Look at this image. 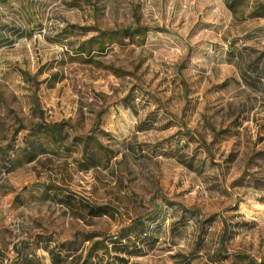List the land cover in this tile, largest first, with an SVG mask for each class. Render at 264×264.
<instances>
[{"label": "rangeland", "instance_id": "rangeland-1", "mask_svg": "<svg viewBox=\"0 0 264 264\" xmlns=\"http://www.w3.org/2000/svg\"><path fill=\"white\" fill-rule=\"evenodd\" d=\"M226 1H0V147L20 144L16 130L40 118L87 133L104 110L99 127L114 139L97 137L119 151L108 168L78 172L50 156L0 175V264H52L48 246L76 239L80 252L90 232L137 216L157 242L130 263L182 264L181 254L227 264L210 258L222 220L229 252L264 257V16L251 14L264 0H241L235 13ZM136 22L149 28L143 44L81 50L93 28ZM49 179L114 218L78 221L40 201ZM190 208L214 220L202 230Z\"/></svg>", "mask_w": 264, "mask_h": 264}, {"label": "trees", "instance_id": "trees-1", "mask_svg": "<svg viewBox=\"0 0 264 264\" xmlns=\"http://www.w3.org/2000/svg\"><path fill=\"white\" fill-rule=\"evenodd\" d=\"M1 2L4 0H0ZM241 0H227L226 7L235 13L236 6ZM253 16H264V4L255 6L251 12ZM74 29L86 30L81 27L70 25L67 32H74ZM149 28L139 24L127 27H116L113 29L93 28L94 35L89 37L86 43L81 45V50L88 54L91 53V44L94 41L98 48L102 49L105 44H127L141 45L145 42ZM157 31H162L156 29ZM260 59V57H259ZM258 60V59H257ZM257 60L252 62L254 71L258 74L259 65ZM241 79L247 85L246 73L241 72ZM124 107L129 108L127 105ZM104 110L95 113L91 129L87 133H77L75 127L68 121L48 122L44 118L28 126H22L16 130L17 135L22 129L25 134L20 144H8L0 147V175L8 174L16 164L22 165L39 161L41 157L45 160L54 156L65 159L62 164L64 167H72L78 172H88L96 168H108L111 159L119 151L114 150L110 145L102 142L97 134L106 136L113 141L114 136L100 129L101 119ZM142 125V124H141ZM142 126H137L141 129ZM193 131H186L189 139L195 140ZM232 161V160H230ZM72 165V166H71ZM43 190L39 195L40 201H48L62 207L64 211L73 219L78 221H89L93 218L108 216L114 218L116 209L110 205H98L79 198L71 192L69 188L54 179L45 180L41 183ZM15 196H19L16 194ZM190 215L197 218L200 228L203 230L204 223L214 220V215L204 217L203 214L194 209H187ZM156 215V213H154ZM156 216H152V222ZM223 232L220 236L217 249L210 255L216 263L227 264H264V257L257 258L244 252H229L226 247L228 240L229 226L225 220ZM119 228L113 233L90 232L84 238L90 245L78 252V248H71L76 239L71 243H57L48 246L47 253L52 264H65L69 259L71 264H134L130 263L133 256L145 255L153 248L157 238L149 234V225H145L144 217L137 216L122 221ZM201 237V236H200ZM199 242V241H198ZM49 243V242H48ZM148 245L146 247L145 245ZM178 257L185 258L182 264L189 262V255L176 254ZM23 261L27 264H39L33 257H25Z\"/></svg>", "mask_w": 264, "mask_h": 264}]
</instances>
